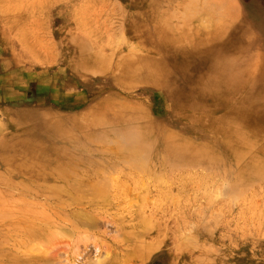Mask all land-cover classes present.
I'll use <instances>...</instances> for the list:
<instances>
[{
  "label": "rangeland",
  "instance_id": "obj_1",
  "mask_svg": "<svg viewBox=\"0 0 264 264\" xmlns=\"http://www.w3.org/2000/svg\"><path fill=\"white\" fill-rule=\"evenodd\" d=\"M195 43L208 50L203 58L181 51ZM93 54L103 58L88 62ZM128 63L133 74L119 68ZM143 63L160 74L158 83L135 68ZM217 63L230 69L220 73ZM115 107L141 129L116 128L99 138L97 125L79 121ZM167 133L206 135L218 160L180 162L161 147ZM109 137L130 149L114 140L108 148ZM263 145L264 0H0V264H264V177L240 173L252 155L264 156ZM22 146L40 162L62 161L60 170L14 169L8 159L24 155ZM231 148L241 149L240 161ZM49 174L63 182L59 190L41 183ZM94 182L102 195L92 197ZM38 227L45 235H30Z\"/></svg>",
  "mask_w": 264,
  "mask_h": 264
},
{
  "label": "bare ground",
  "instance_id": "obj_2",
  "mask_svg": "<svg viewBox=\"0 0 264 264\" xmlns=\"http://www.w3.org/2000/svg\"><path fill=\"white\" fill-rule=\"evenodd\" d=\"M182 15V14H181ZM201 15V14H200ZM207 15V14H206ZM205 15V16H206ZM199 16V15H198ZM204 16V15H203ZM156 18V17H155ZM158 19V18H157ZM163 19V18H162ZM161 19V20H162ZM203 19V18H202ZM202 19H201V21H202ZM153 20H155V19H153ZM158 20H156V22H157ZM199 22V21H198ZM161 23V22H160ZM164 23V22H163ZM199 23H201V22H199ZM207 23V22H206ZM162 24V23H161ZM203 24H204V21H203ZM176 26V25H175ZM165 27V26H164ZM187 28V27H186ZM179 29V28H178ZM164 30H168V29H164ZM175 30H177V29H175ZM167 32V31H166ZM178 33V32H177ZM155 34H157V33H155ZM173 34V33H172ZM178 34H180V33H178ZM177 34V35H178ZM148 36V35H147ZM152 36V35H151ZM179 36V35H178ZM217 36V35H216ZM220 36V35H219ZM160 37V36H159ZM158 37V38H159ZM163 37V36H162ZM166 37V36H165ZM164 37V38H165ZM174 37V36H173ZM194 37V36H193ZM199 37V36H198ZM167 38H168V36H167ZM170 38V37H169ZM175 38V40H177V39H179V38H176V37H174ZM187 38V37H186ZM195 38V37H194ZM193 38V39H194ZM202 39L204 38V37H201ZM161 39V38H160ZM201 39V40H202ZM180 40V39H179ZM212 40V39H211ZM162 42H165V40L164 41H162ZM161 42V43H162ZM188 42H190V41H188ZM195 42V41H194ZM179 43V42H178ZM185 43V42H184ZM205 43H206V41H205ZM165 44V43H164ZM170 44V43H169ZM175 44H177V43H175ZM183 45V44H182ZM186 45V44H185ZM217 45V44H216ZM184 47V46H183ZM195 48V49H194ZM213 48V47H212ZM182 50V52H185V51H187V50H189V51H193V52H195L196 54H198V56L199 57H204L205 56V54L208 52V50L206 49L205 50V48L203 47V45H201L200 43H195V44H191V45H189V46H185V48H181ZM161 52H162V50L161 49H159ZM170 52L171 51V53L173 52V53H175V51L174 50H170V51H168V50H165L163 53L165 54H168V55H170V53H167V52ZM99 52V51H98ZM94 53V52H93ZM100 53V52H99ZM102 54V53H101ZM101 54H97V55H95V54H93V55H91L90 57H88L87 58V60H88V62L89 61H97V60H100L101 58H103V56L101 55ZM101 55V56H100ZM104 55H106V54H104ZM145 56V55H144ZM129 57V56H128ZM241 57V56H240ZM132 58V57H131ZM116 59V58H115ZM129 59H130V57H129ZM101 61V60H100ZM118 61V60H117ZM116 61V62H117ZM115 62V63H116ZM230 62V61H229ZM150 63V62H149ZM233 63V62H232ZM155 64V63H154ZM218 64V63H217ZM117 65V64H116ZM215 66H217V67H215L218 71H220V73H224L223 71H225V69H228L230 66H227V65H215ZM117 67V66H116ZM151 67H153L151 64H148V63H143V64H138L135 68H137V69H141V70H143L144 72H145V77L146 78H148V80H149V82L151 83V82H154V81H157L156 83H158V80H159V76H160V74L156 71V70H154L155 68H151ZM156 67H158V70H159V66H156ZM178 67V69H180L181 68V66H177ZM119 68L120 69H126V70H128V71H131L132 73L131 74H133V69H132V65L131 64H119ZM162 68V67H161ZM166 68H168V66H166V65H163V69H165V70H168V69H166ZM186 69V68H185ZM221 69H222V71H221ZM230 69V68H229ZM80 70V69H79ZM82 70H84V69H82ZM86 70V69H85ZM105 71V70H104ZM138 71V70H137ZM136 71V72H137ZM153 71H156L158 74H156V73H154ZM135 72V73H136ZM160 72H161V69H160ZM234 72V71H233ZM237 72H238V70H237ZM131 74H129V75H131ZM144 74V73H143ZM162 74V73H161ZM164 74H165V72H164ZM163 74V75H164ZM236 75H238V74H236ZM235 75V76H236ZM137 78V77H136ZM145 78V79H146ZM142 79H143V77H142ZM199 82L200 81H198V80H195V81H193V77L191 78V85L193 86V87H197V86H199ZM175 88H174V90H173V92L174 93H176V92H178L180 89H177V87L178 86H174ZM172 91V90H171ZM179 93V92H178ZM178 93H176V94H178ZM252 99H254V98H252ZM251 101V100H250ZM252 102H253V100H252ZM249 104V103H248ZM112 105V104H111ZM251 105H252V103H251ZM233 106H236V105H233ZM242 106V105H241ZM253 106V105H252ZM251 107V106H250ZM242 108H244V107H242ZM256 108H257V106H256ZM209 109V108H208ZM214 109V108H213ZM245 109V108H244ZM247 110H249L248 108H246ZM233 110V109H232ZM234 111H235V109H234ZM245 111V110H244ZM238 112V111H237ZM249 112H250V110H249ZM206 113H207V110H206ZM238 114V113H237ZM132 114L131 113H128L124 108H122V110L120 109H118V108H112L111 109V113L108 115V116H106V117H100V119H99V116H94V115H92L91 117H88V116H84V115H80L79 116V121H81V122H85V123H88L87 125H97V126H95V127H98V131L99 132H97V133H95V137H99L100 138V136H101V134L102 135H105V134H107L108 132H112V131H114L116 128H117V130L119 131V129L121 128L122 130L123 129H126V128H128V129H130V128H135V129H137V126L134 124V119H133V117L131 116ZM209 115V114H208ZM212 115V114H211ZM224 115V114H223ZM64 116V115H63ZM110 116H112V118H111V120L109 119L110 118ZM199 116V115H198ZM227 116V115H226ZM234 116H236V114L234 115ZM239 116H241V115H239ZM88 117V118H87ZM97 117V118H96ZM138 117V116H137ZM224 117V116H223ZM230 117V116H229ZM242 117H244V115L242 116ZM211 118H212V116H211ZM211 118H210V120H211ZM196 119V121H197V118H195ZM225 119V118H224ZM227 120H228V118H226ZM225 119V120H226ZM237 119V118H236ZM142 120V119H141ZM231 120V119H230ZM229 120V121H230ZM71 121V120H70ZM136 121V120H135ZM221 121V120H220ZM142 122V121H141ZM152 122V121H151ZM231 122H232V120H231ZM230 122V123H231ZM46 123H48V125H50L48 128H51V125H52V127H54V125H53V123H52V121H50V120H48ZM136 123H139L138 122V120H137V122ZM196 123V122H195ZM222 123L223 124H225V122H223L222 121ZM229 123V122H228ZM226 124H227V122H226ZM233 124V123H232ZM201 125H202V123H201ZM231 125V124H230ZM236 126H237V124H235ZM40 126V125H39ZM192 126V125H191ZM73 127V126H72ZM139 127V126H138ZM225 127H227V126H225ZM232 127L233 126H231V129H232ZM235 127V126H234ZM93 128V127H92ZM140 128V127H139ZM195 128H197V126L195 127ZM200 128V127H199ZM244 128V127H243ZM53 129H55V128H53ZM141 129V128H140ZM152 129H153V127H152ZM258 129V128H257ZM13 130V129H12ZM56 130V129H55ZM139 130V129H138ZM201 130V129H200ZM228 130H230V129H228ZM233 130V129H232ZM240 130H242V129H240ZM132 131H135V130H133L132 129ZM146 131V130H145ZM115 132H117V131H114V133ZM129 132V131H128ZM131 132V131H130ZM136 132V131H135ZM152 132V131H151ZM162 132V131H161ZM202 132V131H201ZM258 132V131H257ZM142 133V132H141ZM141 133H139V137L142 135H144V134H141ZM145 133V132H144ZM150 134V132H148L147 131V134ZM174 133V132H173ZM215 133V132H214ZM248 132H245V135L247 134ZM259 133V132H258ZM141 134V135H140ZM182 134V133H181ZM210 133L208 132V135H209ZM232 134H233V132H232ZM234 134H235V132H234ZM242 134V133H241ZM45 135V134H44ZM130 135V134H129ZM160 135V134H159ZM183 135V134H182ZM131 136H136V133L134 134L133 132H132V135ZM131 136H129V139H130V137ZM230 136H231V134H230ZM239 135H237V137H238ZM257 136V135H256ZM255 136V137H256ZM108 137V136H107ZM133 137H131V139H132V141H133V139L135 138H133ZM139 137H138V139H139ZM150 137H151V134H150ZM150 137H147V138H150ZM155 137V136H154ZM153 137V138H154ZM209 137H210V135H209ZM217 137V136H216ZM247 137V136H246ZM249 137V136H248ZM251 137V136H250ZM104 138V137H103ZM106 138V137H105ZM126 138V137H125ZM212 138V137H211ZM225 138V137H224ZM235 138V137H234ZM257 138H258V136L255 138L256 140H257ZM260 138V137H259ZM24 139H26V138H24ZM19 140L20 142L21 141H26V140ZM107 139V138H106ZM128 139V138H127ZM137 139V140H138ZM159 139V138H158ZM161 139V138H160ZM221 139V138H220ZM228 139V138H227ZM238 139V138H237ZM240 140H241V138H239ZM102 140V139H101ZM112 140V139H111ZM110 140V137H109V141H111ZM114 140V139H113ZM113 140L111 141V143L108 141V143H105L104 141H103V143H105V145L107 144H112V142H113ZM135 140V139H134ZM136 140V141H137ZM140 141H138V142H141L142 144H143V142H144V140H143V138L142 137H140V139H139ZM147 140V139H146ZM153 140V139H152ZM210 140H212V139H210V138H208L206 135H205V137H200V136H196V137H194V136H188V135H183V136H181V135H179V134H170V133H167L166 134V136H165V138H163V140H161V141H159L160 142V144H161V147L163 148V149H166V150H170V152H171V154H173L174 156H175V158H177L178 160H180V162L182 161V159L185 157V156H187V157H192V159H194V158H197L198 160H200V161H203V162H206V163H213L215 160H218V156L216 155V154H214L213 152H212V149L210 148V145H209V142H210ZM222 140V139H221ZM220 140V141H221ZM229 140V139H228ZM236 140V139H235ZM250 140V139H249ZM107 141V140H106ZM131 141V142H132ZM136 141H133L134 143L136 142ZM156 141V140H155ZM226 141V140H225ZM239 141V140H238ZM29 142V141H28ZM125 142V141H124ZM127 142H129V140L127 141ZM138 142H136L137 144H138ZM148 142H150V140L148 141ZM152 142V141H151ZM150 142V143H151ZM234 142V141H233ZM35 143H37L36 141H35ZM88 143V142H87ZM101 143H102V141H101ZM115 143H117L118 144V142L117 141H115L114 140V145H116V147H118L119 146V148L121 147L120 146V144H122V146H123V148H125L126 146L124 145V144H127V143H120V144H118V146H117V144H115ZM257 143V142H256ZM91 144V143H90ZM112 144V145H113ZM152 144H154V142L152 143ZM232 144V143H231ZM255 144V143H254ZM253 144V145H254ZM37 144H33L32 143V146H36ZM132 145V144H131ZM247 145V144H246ZM109 146L110 145H108V148H109ZM125 146V147H124ZM130 146V145H129ZM128 146V147H129ZM153 146V145H152ZM159 146V145H158ZM264 146V145H263ZM106 147V146H105ZM115 147V148H116ZM132 147L134 148V144L132 145ZM157 146H155V148H156ZM160 147V149H162ZM228 147V146H227ZM254 147V146H253ZM21 148H23V150H22V152L24 153V155H21V156H18V157H11V158H9L8 160H9V162H10V164L12 165V166H14L13 168L14 169H16V170H23V172L24 173H31V174H34V175H39V174H46V173H53V171L56 169V171H58V170H60V164L61 163H63L62 161H60V162H55V163H52V162H50V160H48V159H46V161H42V162H40L39 161V157L37 156V154L35 155V153L34 152H31V154H30V152L28 151V149L26 148V146H22ZM100 148V147H99ZM98 148V150H99V152L100 151H102V150H100ZM127 148V147H126ZM125 148V149H126ZM132 148V149H133ZM135 148H136V146H135ZM134 148V149H135ZM154 148V149H155ZM112 149H114V148H112ZM117 149V148H116ZM127 149H130V147L129 148H127ZM132 149L130 150V151H132ZM140 149V148H139ZM145 149V148H144ZM153 149V150H154ZM159 149V148H158ZM159 149V150H160ZM250 149V148H249ZM107 149H105L104 148V151H106ZM118 150V149H117ZM116 150V151H117ZM138 150V149H137ZM137 150H135L136 152H138ZM165 150V151H166ZM231 151H229V152H231L232 153V159L235 161V162H237V161H240L241 160V157L243 156V152L241 151V149H239V148H231L230 149ZM111 151V153H112V150H110ZM115 150H113V152H114ZM120 151V150H119ZM124 151V150H123ZM128 151V150H127ZM141 151L143 152V149L141 150L140 149V153H141ZM156 151V150H155ZM227 151H228V149H227ZM226 151V152H227ZM244 151V150H243ZM125 152V151H124ZM147 152V151H146ZM157 152V151H156ZM106 153V152H105ZM107 153H108V151H107ZM116 153V152H115ZM114 153V154H115ZM121 153V152H120ZM123 153V152H122ZM127 153V152H126ZM126 153H123V154H126ZM132 153V152H131ZM135 153V152H134ZM140 153H138V156H137V153H135V156H137L138 158H140L141 157V154ZM228 153V152H227ZM249 153V152H248ZM110 153H108V155H109ZM123 154H121L122 155V157H124L123 156ZM128 155L127 156H130L131 157V154H130V152H128L127 153ZM130 154V155H129ZM142 154H145L146 155V153H142ZM152 154H153V152H152ZM158 154H159V152H158ZM165 154V153H164ZM230 154V153H229ZM228 154V155H229ZM252 154H254V153H252ZM116 155H120V154H116ZM120 155V156H121ZM145 155H142L143 157V160L145 159ZM155 155V154H154ZM111 156V155H110ZM114 156V155H113ZM135 156H133V153H132V158H134ZM157 156V155H156ZM159 156V155H158ZM227 156V155H226ZM230 156V155H229ZM228 156V157H229ZM249 156V155H248ZM116 157V156H115ZM151 157V156H150ZM118 158V157H117ZM125 159H126V157H124ZM129 158V157H128ZM127 158V159H128ZM132 158H131V160H132ZM136 158V157H135ZM134 158V159H135ZM137 158V159H138ZM147 158V157H146ZM166 158V157H165ZM164 158V159H165ZM169 158H170V155H169ZM261 158H263L264 159V156L263 155H261ZM260 158V156H259V154L257 155V154H254V155H252L250 158H248V161L243 165V167H242V170H241V174L244 176V177H246V178H248L249 180L251 179V180H253V178L254 177H256L257 175H263L262 177H264V160H262ZM114 159H116V158H114ZM152 159V158H151ZM163 159V158H162ZM171 159H172V157H171ZM173 159H174V157H173ZM7 160V161H8ZM36 160V161H35ZM129 160V159H128ZM178 160H177V162H175V163H179L178 162ZM117 161H119L118 159H117ZM116 161V162H117ZM120 161H121V159H120ZM119 161V162H120ZM123 161L125 162V160L123 159ZM133 161V160H132ZM136 161H138V160H134V165L133 166H135L136 167V165H139V163L137 164V163H135ZM144 161H146V160H144ZM144 161H142L141 160V162L144 164ZM165 161H166V159H165ZM169 161V159L167 160V162ZM170 161H173V160H170ZM193 161V160H192ZM126 162H127V160H126ZM131 161H129V165L130 164H133V162L132 163H130ZM164 162V161H163ZM162 162V163H163ZM198 162V161H197ZM216 162V161H215ZM146 163V162H145ZM172 163V162H171ZM195 163H196V161H195ZM220 163V162H219ZM218 163V164H219ZM116 164V163H115ZM183 164V163H182ZM191 164V163H190ZM83 164H81V166H82ZM113 165V164H112ZM145 165V164H144ZM149 165V164H148ZM180 165V164H179ZM213 165V164H212ZM216 165H217V163H216ZM115 166V165H114ZM131 166V165H130ZM133 166H131V167H133ZM147 166V165H146ZM174 166H177L176 164L174 165ZM84 167V166H83ZM148 167V166H147ZM146 167V168H147ZM40 168H42V170H40ZM53 168H54V170H53ZM88 168V167H87ZM99 168V167H98ZM96 169V170H99V169ZM105 168V167H104ZM129 168V167H128ZM134 168V167H133ZM135 169V168H134ZM139 169V168H138ZM145 169V168H144ZM40 170V171H39ZM81 170V169H80ZM95 170V169H94ZM101 170V169H100ZM103 170H105V169H103L102 168V171ZM136 170V169H135ZM147 170V169H146ZM149 170V169H148ZM77 171V170H76ZM87 171V170H86ZM92 171V170H91ZM82 172H84L83 170H82ZM88 172H90V171H88ZM8 173V172H7ZM80 173V172H79ZM98 173V172H97ZM97 173H96V175H97ZM54 174V173H53ZM90 174V173H89ZM100 174V173H99ZM103 174H104V172H103ZM240 174V175H241ZM77 175V174H76ZM87 175V174H86ZM78 177H79V175H77ZM97 176H100V178H98V179H101V178H103V176L102 175H97ZM106 176H108V174L106 175ZM106 176H104V177H106ZM74 177V176H73ZM157 177V176H156ZM160 177V176H159ZM37 178V177H36ZM57 178V177H56ZM56 178H53V176H51L50 174L49 175H47V176H44V179L43 180H41V183H43V185H45L47 188H49L51 191H54V190H59V188H60V186L63 184V182L61 181V180H57ZM69 178V177H68ZM79 178H82V177H79ZM78 178V179H79ZM112 178V177H111ZM153 178V177H152ZM161 178V177H160ZM242 178V177H241ZM71 179V178H70ZM77 179V178H76ZM83 179H85V177H83ZM83 179H79V180H83ZM86 179H87V177H86ZM107 179V184L109 185V183H108V178H106ZM106 179L105 178H103V180H105L106 181ZM109 179H110V177H109ZM113 179V178H112ZM138 179V178H137ZM157 179V178H156ZM264 179V178H263ZM87 180H89V178L87 179ZM92 180V179H91ZM115 180V179H114ZM145 180V179H144ZM147 180V179H146ZM255 180V179H254ZM97 181V180H96ZM102 180H100V182H101ZM141 181V183H139L138 185H143V187L145 186V184H142L143 183V181L142 180H140ZM23 182V181H22ZM30 182V181H29ZM76 182L77 181H75V184H76ZM84 182V181H83ZM83 182H81V184L83 183ZM78 183H80L79 181H78ZM76 184V185H79V184ZM89 183V181H87V183L86 184H88ZM99 183V182H98ZM103 183V182H102ZM102 183H100V184H102ZM150 183V182H149ZM80 184V185H81ZM93 184H94V188H92V189H95L96 191H94V190H92V191H94L93 193H92V191H91V193H92V197H94L93 195L94 194H97V193H100L101 194V192L103 193V191H100V188H99V186L97 187L96 185H95V182L94 183H92V186H93ZM104 184V183H103ZM19 185V184H18ZM21 185H22V183H21ZM83 185V184H82ZM85 185V184H84ZM108 185H107V187L106 188H108ZM150 185V184H149ZM22 186H24V185H22ZM65 186V185H64ZM86 186V185H85ZM90 186V185H89ZM95 186H96V188H95ZM103 186V185H102ZM105 186H106V183H105ZM112 186H113V184H112ZM39 187H40V185H39ZM38 187V188H39ZM88 187V186H87ZM87 187H86V189H87ZM101 187V186H100ZM104 187V186H103ZM142 187V186H141ZM143 187H142V189H143ZM42 188V190H43V187H41ZM79 188H80V186H79ZM83 188V187H82ZM102 188V187H101ZM105 188V190L107 191L108 189H106ZM136 188V187H135ZM138 188V187H137ZM140 188V187H139ZM146 188V187H145ZM64 189V188H63ZM114 189H115V186H114ZM129 189V188H128ZM45 190H47V189H45ZM89 190H91V189H89ZM113 190V189H112ZM140 190V189H139ZM35 191V190H34ZM49 191V190H48ZM78 191H80V189L78 190ZM87 191H88V189H87ZM100 191V192H99ZM114 191V190H113ZM46 192V191H45ZM65 192H68L69 194L70 193H72V192H69V190H65ZM65 192H63V195H61L60 197H59V199L58 200H60L61 202L62 201H64L65 199H64V196L66 195L65 194ZM80 192H82V191H80ZM83 192H85V190L83 191ZM96 192V193H95ZM35 193V192H34ZM88 193H90V192H88ZM88 193H86L88 196H90ZM140 193H141V191H140ZM47 194V193H46ZM45 194V195H46ZM77 194V193H76ZM85 194V195H86ZM104 194H106L105 192H104ZM103 194V196H105ZM108 194V193H107ZM106 194V195H107ZM114 194V193H113ZM38 195H40V193L38 194ZM43 195V194H42ZM50 195V194H49ZM72 195V194H71ZM84 195V194H83ZM102 195V194H101ZM101 195H99V196H101ZM46 196H48V195H46ZM73 196V195H72ZM114 196H115V194H114ZM124 196V195H123ZM58 197V196H57ZM74 197V196H73ZM91 197V196H90ZM44 198H45V196H44ZM49 198V197H48ZM47 198V199H48ZM50 198H53V196L51 197V195H50ZM65 198H68V197H66L65 196ZM89 198V197H88ZM103 198V197H102ZM106 198V197H105ZM116 198V197H115ZM46 199V200H47ZM70 199V198H69ZM107 199H108V197L105 199L106 201H107ZM118 199V198H117ZM88 200V199H87ZM92 200V199H91ZM56 201V200H55ZM55 201H53V203H55ZM60 201H58V202H60ZM79 201V200H78ZM93 201H95V199L93 200ZM96 201H97V199H96ZM105 201V202H106ZM46 202H48V201H46ZM50 202V201H49ZM48 202V203H49ZM60 202V203H61ZM71 202V201H70ZM70 202H67L68 204L70 203ZM74 202V201H73ZM92 202V201H91ZM47 203V204H48ZM95 203H97V202H95ZM65 204V203H64ZM64 204H60V205H62V206H60V207H63V205ZM71 204V203H70ZM83 204V203H82ZM86 204H89V203H86ZM85 204V205H86ZM99 204V203H98ZM101 204V203H100ZM50 205V204H49ZM52 205H54V204H51V206ZM66 205V204H65ZM64 205V206H65ZM81 204H79V206H80ZM103 205V204H102ZM56 206V205H55ZM58 206V205H57ZM56 206V207H57ZM77 206V205H76ZM82 206V205H81ZM88 206V205H87ZM101 206V205H100ZM53 207V206H52ZM69 207V206H68ZM67 207V208H68ZM74 207V206H73ZM50 208V207H49ZM48 208V209H49ZM54 208V207H53ZM81 208V207H80ZM88 208V207H87ZM90 208V207H89ZM95 208V207H94ZM101 208V207H100ZM56 209V208H55ZM63 209V208H62ZM65 209V208H64ZM74 209V208H73ZM73 209H68V210H73ZM79 209V208H78ZM78 209H76V210H78ZM82 209V208H81ZM80 209V210H81ZM91 209V208H90ZM102 209V208H101ZM54 210V209H53ZM59 210V209H58ZM89 210V209H88ZM92 210H94V209H92ZM47 211V210H46ZM55 211V210H54ZM59 211H61V210H59ZM87 211V210H86ZM91 211V210H90ZM96 211V210H95ZM97 211H99V210H97ZM45 212V211H44ZM43 212V213H44ZM65 212V211H64ZM73 213H74V211H72ZM78 212V211H77ZM76 212V216H77V214H79V213H77ZM89 212V211H88ZM100 212V211H99ZM98 212V213H99ZM106 212V211H105ZM49 213V212H48ZM47 213V214H48ZM54 213V212H53ZM52 212H51V214H53ZM59 213V212H58ZM72 213V214H73ZM81 213V212H80ZM90 213V212H89ZM91 213H93V212H91ZM90 213V214H91ZM101 213H102V211H101ZM50 214V213H49ZM55 214H57V209H56V211H55ZM63 214V213H62ZM65 214V213H64ZM63 214V215H64ZM41 215V214H40ZM44 215H46V214H44ZM43 215V216H44ZM57 215H59V214H57ZM67 212H66V215H64V216H66L67 217ZM85 215V219H86V214H84ZM94 215V214H93ZM92 214H91V216H93ZM48 216V215H47ZM60 216V215H59ZM59 216L58 217H56V218H59ZM75 216V217H76ZM79 216V215H78ZM89 216V215H88ZM87 216V217H88ZM53 217V216H52ZM61 217H62V215H61ZM69 217V216H68ZM74 217V218H75ZM82 218H84L83 216H81ZM100 217H102V215L100 216ZM104 217V216H103ZM41 218V217H40ZM43 218H46V217H43ZM55 218V219H56ZM78 218V217H77ZM89 218V217H88ZM91 218H93V217H91ZM90 218V219H91ZM46 219H50V217H48V218H46ZM54 219V218H53ZM54 219V220H55ZM68 219H71L70 217L68 218ZM93 219H96L95 218V216H94V218ZM103 219V218H102ZM112 219V218H111ZM43 220V219H42ZM61 220H64V218L62 219L61 218ZM78 220V219H77ZM87 220H89V219H87ZM97 220H99V215H98V218H97ZM48 221V220H47ZM50 221H52L51 219H50ZM50 221H48L47 223H51ZM59 221V220H58ZM58 221H55V222H58ZM65 221H66V219H65ZM69 221V220H68ZM76 220H74V222H75ZM103 221V220H102ZM106 221H107V219H106ZM45 222H46V220H45ZM60 222V221H59ZM73 222V221H72ZM71 222V223H72ZM79 222V224H85V222L83 223V220H79L78 221ZM90 222H91V220H90ZM89 221H87V223H90ZM95 222H96V220H95ZM61 223V222H60ZM66 223H68L67 221H66ZM65 223V224H66ZM86 223V224H87ZM93 223V222H92ZM92 223H90V225H92ZM44 224V223H43ZM42 224V225H43ZM46 224V223H45ZM44 224V225H45ZM54 224L55 223H51V225H53L54 226ZM62 224H64V223H62ZM79 224H77V225H79ZM40 225V224H39ZM50 225V226H51ZM100 225V224H99ZM38 226V225H37ZM46 226V225H45ZM53 226L51 227L52 229H53ZM55 226H58V225H55ZM54 226V227H55ZM66 226V225H65ZM80 226V225H79ZM78 226V227H79ZM39 227H41V226H39ZM39 227H38V232L36 233V234H34V230L36 229V228H33L32 229V231H30V235H35V237H39V236H41L42 234H44L45 232H42V231H45L42 227V231H41V229H39ZM68 227V226H67ZM71 227H75V225L74 226H72L71 225ZM98 226H96V228H97ZM50 228V227H49ZM48 228V229H49ZM81 228H83V227H81ZM84 228H86V227H84ZM46 229H47V226H46ZM58 229H60V228H57V230ZM69 229H70V227H69ZM77 229V228H76ZM80 229V228H79ZM61 230V229H60ZM63 230V229H62ZM55 231V230H54ZM73 231H74V229H73ZM51 232V231H50ZM58 232V231H57ZM67 232H69V231H67ZM72 232V231H71ZM77 232V231H76ZM75 232V233H76ZM83 232V231H82ZM81 232V233H82ZM132 232V231H131ZM42 233V234H41ZM63 233V232H62ZM70 233V232H69ZM79 233V232H78ZM78 233H76V234H78ZM49 234V233H48ZM47 234V231H46V235L49 237V235H51V237H52V234L53 233H50L49 235ZM45 235V234H44ZM59 235V234H58ZM86 235V234H85ZM56 236V235H55ZM84 236V235H83ZM86 236H88V235H86ZM85 236V237H86ZM71 237V236H70ZM77 237H78V235H77ZM79 238V237H78ZM84 238V237H83ZM80 239H82V238H80ZM77 243V242H76ZM78 245V244H77Z\"/></svg>",
  "mask_w": 264,
  "mask_h": 264
}]
</instances>
